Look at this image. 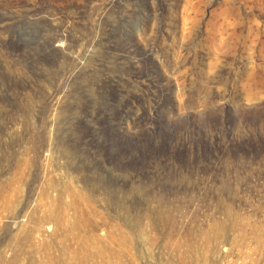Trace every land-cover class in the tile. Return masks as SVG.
Wrapping results in <instances>:
<instances>
[{
  "label": "rangeland",
  "instance_id": "obj_1",
  "mask_svg": "<svg viewBox=\"0 0 264 264\" xmlns=\"http://www.w3.org/2000/svg\"><path fill=\"white\" fill-rule=\"evenodd\" d=\"M77 245L264 264V0H0V264Z\"/></svg>",
  "mask_w": 264,
  "mask_h": 264
},
{
  "label": "bare ground",
  "instance_id": "obj_2",
  "mask_svg": "<svg viewBox=\"0 0 264 264\" xmlns=\"http://www.w3.org/2000/svg\"><path fill=\"white\" fill-rule=\"evenodd\" d=\"M10 200V199H9ZM9 202V201H8ZM6 208V207H5ZM34 212V211H33ZM32 213V212H31ZM44 217H46V216H44ZM72 222V221H71ZM76 222V221H75ZM37 223H38V221H37ZM74 223V222H73ZM71 224L69 227H68V230H72L74 227H75V224ZM37 225V224H36ZM28 229V228H27ZM25 228H21L20 227V231H19V233L17 234V238H18V241L20 242V244H22L23 242H24V236L27 234V231H26V233H25ZM38 231V230H37ZM35 233V232H34ZM33 234V233H32ZM31 237V236H30ZM15 238H16V236H15ZM35 239V238H34ZM17 241V242H18ZM35 241V240H34ZM31 243V242H30ZM35 243V242H34ZM37 243V242H36ZM35 243V244H36ZM13 245H14V243H13ZM32 245V244H31ZM40 245V244H39ZM28 246V245H27ZM30 246V245H29ZM45 247V246H44ZM66 248V247H65ZM17 249V248H16ZM28 249V248H27ZM26 249V250H27ZM31 249V248H30ZM37 249V248H36ZM64 250V248H62L61 249V251H63ZM82 250V247L81 246H79V245H77L76 246V248L73 250V252H72V257H73V262H72V264H81L82 262L84 263V264H86V260H85V254L84 253H79V252H77V251H81ZM32 251V250H31ZM60 251V250H59ZM21 252V251H20ZM47 252V251H46ZM34 253V252H33ZM35 254V253H34ZM34 254H32V255H34ZM47 254V253H46ZM58 254H60V253H58ZM70 254V253H69ZM25 255V254H24ZM42 255V254H41ZM61 255V254H60ZM43 256V255H42ZM52 256V255H51ZM25 257V256H24ZM32 257V256H31ZM44 257V256H43ZM34 258V257H33ZM22 259V258H21ZM47 259V258H46ZM0 260H1V258H0ZM45 260V259H44ZM48 260V259H47ZM25 261H26V259H25ZM66 262H67V260H65ZM65 261H63L62 260V258H60L59 256L58 257H56L55 259L54 258H51V260L48 262H41V261H37V260H35V259H30V261H28L26 264H66V262ZM11 262V264H17V258H14V259H12V261H10ZM24 263V262H23ZM20 264V263H19ZM22 264V263H21ZM67 264H69V262H67Z\"/></svg>",
  "mask_w": 264,
  "mask_h": 264
}]
</instances>
